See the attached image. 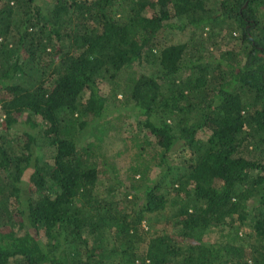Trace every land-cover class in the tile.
I'll return each instance as SVG.
<instances>
[{
	"label": "trees",
	"instance_id": "1",
	"mask_svg": "<svg viewBox=\"0 0 264 264\" xmlns=\"http://www.w3.org/2000/svg\"><path fill=\"white\" fill-rule=\"evenodd\" d=\"M131 116L123 177L97 150ZM13 128L0 264H264V0H0V133Z\"/></svg>",
	"mask_w": 264,
	"mask_h": 264
},
{
	"label": "rangeland",
	"instance_id": "2",
	"mask_svg": "<svg viewBox=\"0 0 264 264\" xmlns=\"http://www.w3.org/2000/svg\"><path fill=\"white\" fill-rule=\"evenodd\" d=\"M173 21H175L176 24L182 26L183 28L181 30H175L172 33V36L174 37V41L176 43H184L187 42L190 39L191 36V29L189 27V25L186 22L185 17H179V18H172ZM199 31V29H197ZM10 43V42H9ZM205 55V61L202 63L203 65H214V58L216 56V54H214L212 52V50H206L204 52ZM212 67V66H211ZM137 70V66H134V68H130L128 69L124 74H122L123 78H125L130 72L132 73L134 70ZM150 69V70H148ZM156 68L152 67L150 68L149 66L147 67H140L139 71H143V72H147L150 71V73H154ZM129 72V73H128ZM158 77V75H157ZM160 78H162V80L165 82L167 79L162 77L161 74L159 75ZM110 84L111 81L110 80H102V82L99 84L100 90L102 92L108 93V90L110 88ZM163 88V87H162ZM161 91H163V94H166L167 91H165V89H161ZM170 93L166 94L169 95ZM135 117L131 116V118L126 119L124 121V126L121 130V134L120 135H114L111 137H107L104 142L99 146V149L97 150V152L99 151L101 156L108 158V162H110L111 164H116L120 171L122 176L124 177L123 171L125 168H127L128 163L130 162V152L129 150L125 147L124 145V138L126 137V134L129 130L130 124L129 122L134 121ZM39 130V129H38ZM41 132V135H43L42 131L39 130ZM2 136L5 137V139L8 141V150L12 153H16V152H20L22 150H24V142H23V135L21 133V130H17L15 128L13 129H9L7 130V132H1L0 133ZM43 138H39L36 141V144L34 146V155L38 156L40 161L42 162H50L51 157L54 154V147L51 146L48 143V137L47 136H42ZM1 141V140H0ZM181 158H178V163L177 165L181 168L180 165H187L188 164V159L190 158V153L187 151L186 153H182L180 154ZM187 160V161H186ZM153 170H150L148 175H150L149 177H154V175L158 174L159 169L156 167L152 168ZM180 171V170H179ZM172 175V174H171ZM170 176H168L162 185V188L164 189L165 187H169L170 186ZM100 180L98 181V188L100 190V195H104L105 191H106V187L108 186V182L106 181V179L104 177L99 178ZM143 184V182L141 183ZM148 215V213H147ZM251 218H248V220ZM246 221L245 224H248V222L250 221ZM252 223V222H250ZM143 225L145 226V228H148L151 232L153 233H160L162 232L163 229H165L164 227V223L160 221L159 216H149L148 219H146L145 221H143ZM168 229H171V227L169 228V226L167 227ZM243 230V228H242ZM116 257V256H114Z\"/></svg>",
	"mask_w": 264,
	"mask_h": 264
}]
</instances>
